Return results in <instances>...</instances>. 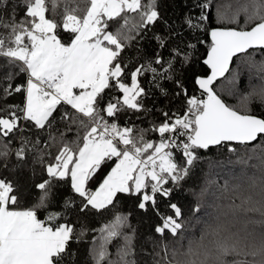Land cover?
<instances>
[{"label": "snow or ice", "instance_id": "obj_1", "mask_svg": "<svg viewBox=\"0 0 264 264\" xmlns=\"http://www.w3.org/2000/svg\"><path fill=\"white\" fill-rule=\"evenodd\" d=\"M0 264H264V0H0Z\"/></svg>", "mask_w": 264, "mask_h": 264}, {"label": "trees", "instance_id": "obj_2", "mask_svg": "<svg viewBox=\"0 0 264 264\" xmlns=\"http://www.w3.org/2000/svg\"><path fill=\"white\" fill-rule=\"evenodd\" d=\"M257 59H260V57L257 56ZM242 80L245 81V82H246V80H247V72H246V71L243 72ZM225 87H227V85H225Z\"/></svg>", "mask_w": 264, "mask_h": 264}]
</instances>
